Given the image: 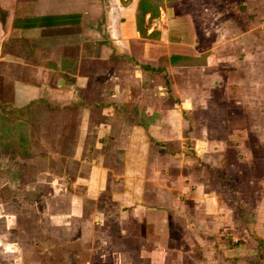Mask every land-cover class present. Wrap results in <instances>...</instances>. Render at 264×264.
<instances>
[{"label": "crops", "instance_id": "crops-1", "mask_svg": "<svg viewBox=\"0 0 264 264\" xmlns=\"http://www.w3.org/2000/svg\"><path fill=\"white\" fill-rule=\"evenodd\" d=\"M138 1L0 0V108L24 113L26 127L5 136L28 141L6 151L33 165L64 158L72 190L62 221L80 224L83 238V224L98 225L100 237L110 226L130 244L119 251L128 264H264V168L248 181L247 134L185 133L245 124L260 109L243 99L234 47L246 62L264 0L227 13L223 33L205 41L188 15L196 0L158 2V15H145L147 36L136 28ZM234 139L244 159L228 155L230 143L215 149Z\"/></svg>", "mask_w": 264, "mask_h": 264}, {"label": "rangeland", "instance_id": "rangeland-1", "mask_svg": "<svg viewBox=\"0 0 264 264\" xmlns=\"http://www.w3.org/2000/svg\"><path fill=\"white\" fill-rule=\"evenodd\" d=\"M196 1L197 4H194L198 12L191 8L192 12L188 15L190 18H195L196 26L202 27L198 31L196 29V33L198 32V36L202 37L203 41L207 39L208 31L211 33L210 38L214 36V33H223L221 27L224 26V22L226 21L225 18L229 13L233 16V13H240V11H243L245 2H247L248 7L254 5L252 2H249L250 0ZM223 1L227 3L222 5ZM238 1H240V3ZM212 4H214L213 6L215 7H213ZM225 10L226 12L223 13ZM258 11L260 10L257 9V12ZM259 13L260 12L257 14L258 17L251 19L256 21V19L259 18L261 22H263V26L258 23L257 25H261L262 27L260 26L254 30L253 35L250 37L251 40H247L246 48L244 47L245 52H247L245 55V59H247L246 62L242 59L243 56L239 46L234 47V53H236L237 57L243 62V64H240L241 62L239 61L235 63L236 73L240 71L243 72L242 74L246 81L243 84L246 86L241 85L243 88V99L244 101H248V103L253 102L252 104H254V102L257 104L261 103L260 109L258 110V108L253 107L251 104L249 107L253 108L247 111V116L252 119L241 120L243 123L245 122V124L238 125V123L233 120L226 124L220 123L217 127L213 126L212 123V125L208 126L205 122L200 128L195 125L188 126V131L185 132L186 136H189L191 128L197 135L198 130L202 128L205 130L214 129L215 134L225 138L227 132L230 130L232 133L236 132V134H239V131H243L242 135L247 134L246 141L243 142L241 146V148L247 152V160L243 163L250 171L254 170V167L256 168L255 171H260L259 168H264V13L262 15ZM235 15L238 14H234V16ZM252 15L253 14H251V17ZM240 16H242V14ZM216 17L218 20H215ZM253 21L252 23H254ZM212 25L216 27L215 30H213ZM255 39L257 40L256 43L254 42ZM254 44L258 46L256 50ZM206 46L207 45L204 44V47ZM220 53L227 54L229 52L221 48ZM259 57L262 58L263 61L261 64L257 63L256 65L255 61ZM226 66L233 67V64L228 63ZM196 76L197 75L193 76V81H191L194 82L193 84L195 85L198 83L202 86L204 82L202 77L200 78V76H198L196 79ZM1 90L2 87L0 84V91ZM204 98H207V96L205 95ZM11 112L12 111H4L0 108V125L3 126L7 124V126L12 128V122L13 126L17 128V119L24 113H16L18 117L15 119V116L11 117L13 114ZM216 113L222 117L221 111ZM208 124L210 123L208 122ZM23 132L24 135H26L25 126H23ZM14 135H17L16 132ZM189 140L190 139L186 140L188 147H190ZM25 142L28 143V141ZM228 143H230L228 155L234 156L237 154V158L239 155L244 159L246 152L239 154V150L236 148L239 146V143L237 141L235 142V139L226 143L218 142L215 149L221 150V148H223L222 145ZM15 148V146H11L10 149H8L12 150ZM3 152L0 154V264L130 263V259L119 252L121 249L129 247L130 244L129 246L122 244L119 237L115 236L116 231H113L110 226L104 225L106 227L104 230L107 232L112 231V233H110L112 235H109V237H100V233L98 232L101 229L98 225L93 222L91 223L94 225L90 222H88V225L83 224V231L85 230V237L83 238L79 237L80 224L71 222L68 226V224L65 225L62 221L64 219L62 218V214L67 212L65 195L72 190L69 187V181H67L68 175L65 170H63L65 165L64 158L60 157L55 160L49 159L48 161L46 157H41L37 158V162L33 165L26 161L27 159L25 158H18L15 152ZM232 160L236 161L235 159ZM232 164V167L238 166V164ZM203 166L205 168L206 165L204 164ZM210 169L212 170V168ZM251 172L254 173L253 171ZM255 177L254 173L248 181L254 183ZM86 212H88L87 208ZM6 229L7 231L4 233L3 230ZM68 231L71 233L70 236Z\"/></svg>", "mask_w": 264, "mask_h": 264}, {"label": "trees", "instance_id": "trees-1", "mask_svg": "<svg viewBox=\"0 0 264 264\" xmlns=\"http://www.w3.org/2000/svg\"><path fill=\"white\" fill-rule=\"evenodd\" d=\"M158 2H161V0H139L138 1L137 6H136V11H135V23H136V28H137L140 36H147L144 32L146 27H147V24L145 23V15L149 14L147 23L149 21H151L152 18L157 16L159 13ZM151 35H152V33L148 34V36H151ZM2 110L9 112V110L7 108H4V107H2ZM11 113H8V114H11ZM11 117H13V116L11 115ZM1 126L2 125H0V134L2 133V135H4V136L0 137V150L1 151L8 150V148H10V146H15V147L19 146V148H21L27 144L25 141H22V140L19 142L12 141L9 139L8 136H5L7 134L10 136L14 135V133L16 131L18 132L19 130H20L19 134L21 136H23V134H24L23 127H20L18 125L16 128L13 126L12 122H11L12 128H10V126H7V124L3 125L2 127ZM6 137H8V138L5 139Z\"/></svg>", "mask_w": 264, "mask_h": 264}]
</instances>
